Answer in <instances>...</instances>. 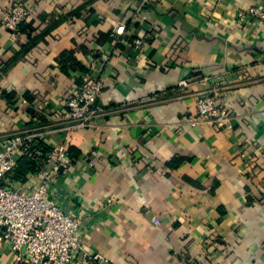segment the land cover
Returning <instances> with one entry per match:
<instances>
[{"label": "crops", "instance_id": "crops-1", "mask_svg": "<svg viewBox=\"0 0 264 264\" xmlns=\"http://www.w3.org/2000/svg\"><path fill=\"white\" fill-rule=\"evenodd\" d=\"M17 1L36 10L17 34L0 26V140L57 123L72 90L103 84L98 126L48 139L79 152L55 186L83 218V244L109 264H264V24L236 19L264 0L0 5ZM210 88L234 116L228 129L188 125ZM14 260L0 241V264Z\"/></svg>", "mask_w": 264, "mask_h": 264}, {"label": "built area", "instance_id": "built-area-1", "mask_svg": "<svg viewBox=\"0 0 264 264\" xmlns=\"http://www.w3.org/2000/svg\"><path fill=\"white\" fill-rule=\"evenodd\" d=\"M35 10V6L22 1L15 2L8 9L0 5V26L17 34L20 25L30 20ZM236 19L239 24H264V6L253 5L242 10ZM115 33L123 35L125 26H117ZM144 43L143 38L134 40L137 49ZM207 79H203L205 84ZM191 83L185 78L178 85L187 88ZM102 89L101 80L87 79L82 87L67 95L66 111L57 123L37 121L22 132L1 137L0 241L10 243L15 255L14 264H76L79 260L89 264H109L107 257L91 252L83 244V218L65 206L55 186L57 180L69 174L79 160L70 155L66 139L48 143L49 137L54 135L67 138L74 130L96 128L100 119L109 114L99 101ZM218 90L210 88L195 94L196 115L189 118L188 125L203 124L221 129L232 126L234 116L220 99ZM23 157L38 160L39 170L28 177L27 187L7 186V174ZM178 264L190 262L183 258Z\"/></svg>", "mask_w": 264, "mask_h": 264}, {"label": "trees", "instance_id": "trees-1", "mask_svg": "<svg viewBox=\"0 0 264 264\" xmlns=\"http://www.w3.org/2000/svg\"><path fill=\"white\" fill-rule=\"evenodd\" d=\"M25 23H22L20 25V28H19V31L20 29H22L23 25ZM24 28V27H23ZM26 31V29H24ZM22 32V30H21ZM28 32V35L30 37L31 35V32L32 30H27ZM3 98H5L7 101H11V99H14L15 98V94L13 92H7V91H3L2 92V95H1ZM45 148H47L46 145H43ZM71 152L75 155L73 156L71 153H70V150H69V153L70 155L73 157V158H77L78 159V150L76 149H72L71 148ZM37 161L36 159H32V158H21L17 167L9 174H7L6 176V179H5V182H7V186L11 185L12 183L14 182H26L28 177L37 172L39 170L38 166H37Z\"/></svg>", "mask_w": 264, "mask_h": 264}]
</instances>
